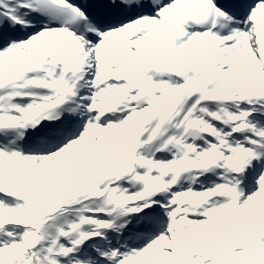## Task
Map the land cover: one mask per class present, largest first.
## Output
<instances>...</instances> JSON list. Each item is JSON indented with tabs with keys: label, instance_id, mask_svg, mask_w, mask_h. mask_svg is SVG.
<instances>
[{
	"label": "snow or ice",
	"instance_id": "obj_1",
	"mask_svg": "<svg viewBox=\"0 0 264 264\" xmlns=\"http://www.w3.org/2000/svg\"><path fill=\"white\" fill-rule=\"evenodd\" d=\"M0 264H264V0H0Z\"/></svg>",
	"mask_w": 264,
	"mask_h": 264
}]
</instances>
